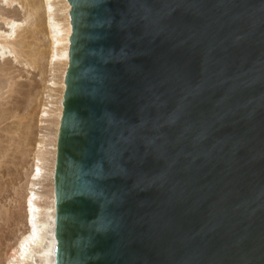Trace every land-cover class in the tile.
I'll use <instances>...</instances> for the list:
<instances>
[{
  "label": "water",
  "instance_id": "water-1",
  "mask_svg": "<svg viewBox=\"0 0 264 264\" xmlns=\"http://www.w3.org/2000/svg\"><path fill=\"white\" fill-rule=\"evenodd\" d=\"M57 264H264V0H68Z\"/></svg>",
  "mask_w": 264,
  "mask_h": 264
},
{
  "label": "rangeland",
  "instance_id": "rangeland-1",
  "mask_svg": "<svg viewBox=\"0 0 264 264\" xmlns=\"http://www.w3.org/2000/svg\"><path fill=\"white\" fill-rule=\"evenodd\" d=\"M41 2L42 0H22L20 3L23 7L21 8L17 2L13 3L12 6H7L0 1V17L14 18L16 21L26 20L28 22L27 25L24 23L25 31L21 32L20 35V38L22 36L24 38L19 41L21 45L23 44V47H21L23 50L22 56H24L21 57L22 59L20 58L22 62L14 61L13 57L9 55L5 56L4 60H0V65L3 61L8 60L0 66V70L1 68L8 69L2 71L5 74L0 71L2 73L0 84H3V86L7 84L4 87L0 85V93L2 92L3 98L0 99V104H2L0 110L3 109L0 111L2 117H0V120L3 118L5 120L0 121V264H8L12 250L18 246L20 238L28 231V208L25 199L39 142L42 143V147L40 148L41 151L37 152L42 156V166L45 167L38 189L42 201L41 205L48 203L50 200L52 186L51 155H53L51 142L52 134L55 131L53 125L54 115L59 106V92L61 91V68H59L61 65L57 63L50 65L48 62L49 40L46 12ZM33 3L34 7L32 6ZM64 4V0H57L55 4V12L62 21L66 17ZM32 7L38 9V14L35 16L36 18L29 17L27 19L28 13H30L29 10ZM33 22H36V25L34 23L35 32ZM8 29L9 27L0 19V33L7 32ZM22 33L25 34L22 35ZM36 57H39L36 68L26 65V63L35 62ZM51 78L55 80V86H50V83L47 82ZM15 81L16 83H14ZM12 82L16 85H13L16 87L14 90L11 89L15 88L11 86ZM7 86L10 89L7 90ZM1 87L4 88L3 91ZM10 93H12V98H10ZM45 104L49 106L48 117L42 118L41 111ZM4 110L5 113H3Z\"/></svg>",
  "mask_w": 264,
  "mask_h": 264
},
{
  "label": "bare ground",
  "instance_id": "bare-ground-1",
  "mask_svg": "<svg viewBox=\"0 0 264 264\" xmlns=\"http://www.w3.org/2000/svg\"><path fill=\"white\" fill-rule=\"evenodd\" d=\"M0 1L7 6H12V4L15 2H17L21 6L20 2L22 0H0ZM25 1H27V0H25ZM56 1L57 0H42V2H41V3H43V7H44L45 12H46V25H47L46 27L48 30L47 32H48V40H49V52H48V57H47L48 62L50 63V65H54L56 63L61 65V67H59V68H61V76H60L61 77V81H60L61 82V88H60L61 91L59 92L60 97L58 96L59 97V106L57 103V106H58V107L56 106L57 110L55 109L57 111L56 114L54 115L55 118H54V122H53L55 131L53 132L54 134H52L53 137H52V142H51V144L53 146V155H51L52 156V159H51V161H52V167L51 168L52 169L50 172H51V178H52L51 179L52 180V186H51L50 196H49L50 200L48 203L41 205L42 201L40 199V194H39L40 192L38 191V189H39L40 181L44 175L43 172H45V170L43 171V168H45V167L42 166V164H43L42 163V156H40L38 154L39 152H37L42 147V145H41L42 143L39 142V144H37L35 162H34L32 169H31L28 193H27V196L25 199V203H26L27 208H28V210H27L28 211L27 222L29 225L28 231L25 235H23L20 238V240L17 244L18 246L14 250H12L13 252L11 251L12 253L9 256L8 264H57V260H56V249H57L56 194H55L54 179H55V166H56V156H57L58 133H59L60 123H61V118H62V112H63L64 92L66 89L65 78H66L67 70L69 67V61H70L69 52H70V46H71L70 39L72 36V25H71V17H70L71 5L69 4L68 0H64V3H65L64 4L65 5L64 6V12L66 13V17H65L64 21L60 20L59 17L57 16L56 12H55ZM32 6L33 7L35 6L34 3L32 4ZM22 7L23 6H21V8ZM33 7L31 8V10H29L30 13H28L29 15H28L27 19H29V17L36 18L35 16L38 14L37 13L38 9L37 8L33 9ZM0 19H2L4 21V24L9 27L7 32L4 31V32L0 33V60H4L5 56L9 55V56L13 57L14 61L22 62V61H20V58L24 56V55L22 56L23 44L21 45L19 43V41L21 38H24V36H22L20 38V35H21V32L25 31L24 30L25 29L24 23L26 24L28 22H26V20L16 21L14 18L10 19V18L0 17ZM34 23L36 25V22H33V25H34ZM35 25L33 27L34 32H35ZM24 34L25 33H22V35H24ZM38 58L39 57L35 58L36 59L35 62H33L31 64L26 63V65L29 67H32V68H36L38 65L37 63L39 62ZM7 61H3V62H7ZM32 61H34V60H32ZM3 62L0 66L3 65ZM5 69L1 68L0 71L1 72L5 71ZM6 70H8V69H6ZM1 72H0V74H1L0 76H2V73L5 74V72H2V73ZM9 79H13V78H9ZM6 80H7V78H6ZM2 81H3V79H2ZM8 82H9V80H8ZM47 82L50 83V86H52V85L55 86V84H56L55 80L52 78ZM14 83H16V81ZM14 83L11 85L12 87L16 86ZM5 84H6V81H5ZM0 85L3 86V84H0ZM6 85H4V86H6ZM13 85H15V86H13ZM17 86H19V85L17 84ZM8 88L9 87L7 86V90H8ZM3 89L1 87L2 91H3ZM11 89L14 90V89H16V87L11 88ZM5 90H6V88H5ZM16 91H14V92L16 93ZM5 92H4V94H6ZM9 92H11V90H9ZM1 93H0V99H3ZM10 94H11L10 98H12L13 97L12 93H10ZM7 98H9V97L7 96ZM2 103L5 104V102H2ZM0 105H2V104H0ZM5 105H7V104H5ZM48 107H49L48 104L44 105V107L41 111V117L42 118L48 117L47 116L48 111H49ZM1 110H3V109H1ZM3 113H5V110L3 111ZM2 116H4V115H2ZM5 119H6V117H5ZM2 120L5 121L4 118ZM2 120H0V121H2ZM42 196H44V195H42Z\"/></svg>",
  "mask_w": 264,
  "mask_h": 264
}]
</instances>
